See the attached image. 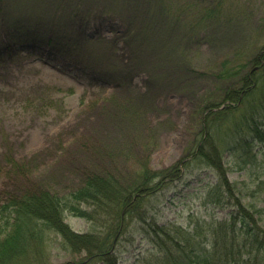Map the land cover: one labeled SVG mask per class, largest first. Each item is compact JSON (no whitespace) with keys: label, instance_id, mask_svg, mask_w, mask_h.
<instances>
[{"label":"rangeland","instance_id":"1","mask_svg":"<svg viewBox=\"0 0 264 264\" xmlns=\"http://www.w3.org/2000/svg\"><path fill=\"white\" fill-rule=\"evenodd\" d=\"M148 2L0 0V205L36 187L67 193L89 170L135 169L146 154L156 170L190 162L158 198L160 224L207 226L229 216L232 206L215 202L221 191L214 172L191 153L202 102L221 100L224 62L240 65L264 48V0H151L178 24L143 36L134 30L149 22ZM214 7L217 14L204 17ZM20 25L30 35H20ZM224 162L243 200L264 207V142L226 153ZM255 218L264 228V212ZM66 221L77 232L91 229L72 215ZM59 240L52 237L51 264H89ZM124 242L119 264L156 256L141 234L133 245Z\"/></svg>","mask_w":264,"mask_h":264},{"label":"trees","instance_id":"2","mask_svg":"<svg viewBox=\"0 0 264 264\" xmlns=\"http://www.w3.org/2000/svg\"><path fill=\"white\" fill-rule=\"evenodd\" d=\"M150 2L144 9L149 22L144 30L138 26L134 32L144 36L162 26L165 32L175 31L178 22L171 24L167 8L150 7ZM218 9H206L204 17L212 18ZM21 25L18 33L30 35L29 27L21 34L20 30H25ZM51 30L64 33L60 25ZM52 40L59 41L58 35ZM263 50L240 65L224 62L217 77L223 82L217 88L221 100L206 98L199 109L200 130L191 156L214 172V186L221 191L215 202L232 206L227 218L213 220L207 226L196 221L186 228L160 224L158 198L169 185L183 179L190 162L184 164L183 159V166L173 164L156 170L144 157L146 154L138 155L142 157L137 158L135 169L97 167L84 173L80 184L64 194L36 187L9 195L0 205V264H51L53 236L68 252L85 253L89 264H119L126 252L119 245L129 240L133 245L139 234L150 239L157 252L147 264H264V256L261 261L253 260L264 251V228L255 218V214L264 212V207L243 200L236 191L238 186L227 177L224 162L226 153L252 148L254 141L264 142ZM251 152L250 149L246 154ZM258 185L264 190V180ZM67 215L84 219L91 229L73 230Z\"/></svg>","mask_w":264,"mask_h":264}]
</instances>
